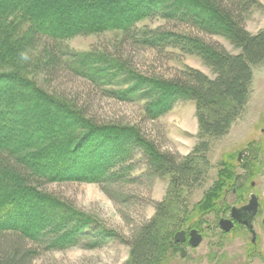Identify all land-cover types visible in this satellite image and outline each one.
Here are the masks:
<instances>
[{
    "label": "trees",
    "instance_id": "16d2710c",
    "mask_svg": "<svg viewBox=\"0 0 264 264\" xmlns=\"http://www.w3.org/2000/svg\"><path fill=\"white\" fill-rule=\"evenodd\" d=\"M65 1L64 9L50 10L46 0H0V264H29L39 251L65 250L83 242L89 249L102 247L116 236L41 190L44 185L135 182L140 179L134 176L136 158L143 161L142 174L170 176L176 195L183 187L201 182L210 167L206 155L210 140L226 136L241 117L252 93L253 68L264 63V30L252 35L245 26L253 11L261 8L259 0ZM142 3L147 5L140 8ZM122 4L134 8L111 19L83 15L84 11H106ZM67 8L79 23H67L63 17ZM152 19L220 36L240 53L231 55L185 34L138 28ZM106 32H120L140 47L172 48L196 56L216 77L189 67L173 79L146 77L104 52H78L65 46L76 37ZM46 41L54 45L46 47ZM59 66L85 78L108 98L141 103L144 118L150 121L161 118L179 102H194L203 141L191 155L179 158L161 152L137 126L95 122L73 102L50 93L29 76L40 71L47 76ZM51 111L61 114L62 121L52 118ZM14 131L22 137L16 145L7 139ZM120 137L123 139L118 142ZM109 142L115 147L109 148ZM225 167L229 171L220 173L195 219L181 218L180 206L168 201L167 208L157 206V215L125 239L131 248L129 264H158L167 248L180 254L182 245L175 235L200 232L205 215L218 216L216 227L220 229L221 212L228 214L231 209L220 201L226 200V193L237 183L235 165ZM161 226L164 238L171 234L167 246L160 240ZM174 227L173 232L169 230ZM3 234L16 237L4 240ZM25 241L36 249H27Z\"/></svg>",
    "mask_w": 264,
    "mask_h": 264
},
{
    "label": "rangeland",
    "instance_id": "374dc122",
    "mask_svg": "<svg viewBox=\"0 0 264 264\" xmlns=\"http://www.w3.org/2000/svg\"><path fill=\"white\" fill-rule=\"evenodd\" d=\"M259 2L261 8L254 10L245 23L247 31L252 35L264 30V0ZM66 4L65 0H46L50 10L64 9ZM140 5L141 8L147 4ZM133 8L134 6L122 4L115 9L104 10L105 12L101 9L93 11L94 13L84 11L83 15L95 20L100 17L111 19L124 16ZM64 11L63 17L68 24L79 23L78 19L71 16L72 10L67 8ZM145 27L197 37L210 45L225 49L231 55L240 53L225 38L207 35L178 22L152 19L138 25L139 29ZM43 45L52 47L54 43L46 41ZM65 46L78 52L90 50L104 52L126 69L146 77L173 79L179 77L188 67L210 78L216 77L214 72L196 56L186 55L172 48L155 50L140 47L131 40H126L120 32L79 36L67 41ZM29 76L50 93L73 102L79 109L85 111L87 117L99 124L119 123L137 126L143 137L155 144L163 153L186 158L203 141L194 102H179L161 118L150 121L144 118L141 103H127L108 98L91 82L72 74L64 67L53 69L47 76L45 73L42 74V71L39 74L31 72ZM251 90L243 114L233 123L229 133L222 138L210 140L206 154L210 162L207 175L196 185L194 183L189 187H183L180 195H176L171 189L170 176L151 178L149 174H142L143 161L137 158L133 160L134 165H137L134 176L140 179L135 182L122 185L67 182L42 186L41 190L61 199L68 207L92 219L95 226L114 232L116 236L102 247L89 249L83 242L79 246L65 250L39 251L31 258L29 264H129L131 248L125 239H130L142 225L157 215V206L167 208L165 202L168 201L170 202L168 204L178 208L180 206L178 211L181 218L189 217V220H192L197 217L205 195L220 179V173L223 170L229 171L225 169L228 163L235 165L233 173L241 174L242 178H247L249 184L251 182L255 184L254 191L261 196L264 203V63L253 68ZM50 115L55 120L62 121L61 114L51 111ZM7 139L10 144L16 145L22 137L14 131ZM122 139L117 138V141ZM107 146L114 148L115 143L109 142ZM242 152L248 154V158L253 153L257 159L252 161L247 169L238 163L239 154ZM226 199L232 204L235 197L232 192H227ZM170 212H173L172 208ZM202 221L199 233L203 236V241L197 248L185 245L186 254L183 258L173 250L168 251L167 248L163 251L164 257L158 264H264V229L261 224L254 225L262 252L252 257L251 236L244 229L222 234L221 229L216 227L218 216L205 215ZM175 229L176 227L169 230ZM159 235L165 244L171 234L164 238V228L161 226ZM1 236L4 240L16 237L12 234ZM25 245L27 249H36L35 244L29 241H25Z\"/></svg>",
    "mask_w": 264,
    "mask_h": 264
},
{
    "label": "flooded vegetation",
    "instance_id": "af4514ba",
    "mask_svg": "<svg viewBox=\"0 0 264 264\" xmlns=\"http://www.w3.org/2000/svg\"><path fill=\"white\" fill-rule=\"evenodd\" d=\"M247 156L248 154L242 152L238 157V163L239 165H242L244 169L250 167L252 161L257 160L253 153L249 158ZM236 180V186L232 190V194L235 197L232 204H230L227 199L220 201V203H227L231 208L228 214L225 213V210L221 212V221L231 220L234 224L233 229H244L245 232L251 236L252 247L250 254L252 257H255V255L262 252V249H260L258 245V233L255 230L254 224L259 223L264 229V203L261 196L254 191L255 184L253 182L249 184L247 178H242L241 174L236 175ZM233 209H235L234 217L232 216ZM189 239V234H186L185 242L181 244L182 247H180V250L181 248L185 249V245L189 246Z\"/></svg>",
    "mask_w": 264,
    "mask_h": 264
},
{
    "label": "water",
    "instance_id": "95a60500",
    "mask_svg": "<svg viewBox=\"0 0 264 264\" xmlns=\"http://www.w3.org/2000/svg\"><path fill=\"white\" fill-rule=\"evenodd\" d=\"M232 216L233 217L235 216V209H233ZM220 227L225 232H230L233 229L234 224L232 223L231 220H222L220 221ZM185 235H186L185 232L177 233L175 236V241L180 243L185 242ZM189 237H190L189 244L194 248H197L203 241V236L197 230H192L189 233ZM185 254H186L185 250L181 249V256L185 257Z\"/></svg>",
    "mask_w": 264,
    "mask_h": 264
}]
</instances>
